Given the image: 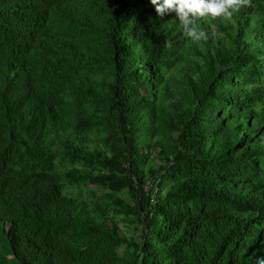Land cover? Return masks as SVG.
Returning a JSON list of instances; mask_svg holds the SVG:
<instances>
[{
	"label": "trees",
	"instance_id": "obj_1",
	"mask_svg": "<svg viewBox=\"0 0 264 264\" xmlns=\"http://www.w3.org/2000/svg\"><path fill=\"white\" fill-rule=\"evenodd\" d=\"M197 23L0 0V264L264 257V0Z\"/></svg>",
	"mask_w": 264,
	"mask_h": 264
},
{
	"label": "clouds",
	"instance_id": "obj_2",
	"mask_svg": "<svg viewBox=\"0 0 264 264\" xmlns=\"http://www.w3.org/2000/svg\"><path fill=\"white\" fill-rule=\"evenodd\" d=\"M157 13L163 17L169 12H175L184 35L192 41L208 39V33L198 26L201 17H223L230 19L240 0H151ZM257 264H264V257L257 258Z\"/></svg>",
	"mask_w": 264,
	"mask_h": 264
}]
</instances>
